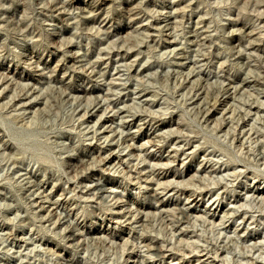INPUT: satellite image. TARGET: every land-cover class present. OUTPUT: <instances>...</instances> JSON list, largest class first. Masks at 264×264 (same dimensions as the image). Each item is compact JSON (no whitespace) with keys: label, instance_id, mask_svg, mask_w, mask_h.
Segmentation results:
<instances>
[{"label":"rangeland","instance_id":"1","mask_svg":"<svg viewBox=\"0 0 264 264\" xmlns=\"http://www.w3.org/2000/svg\"><path fill=\"white\" fill-rule=\"evenodd\" d=\"M155 21L157 28L148 30ZM240 28L264 45V0H0V77L7 76L0 78V264H125L132 249L149 258L146 264H201L198 257H179L184 250L200 255L225 243L229 249L221 256L227 262L211 264H237L245 255L264 264V239L262 250L249 252L253 241L241 249L236 237L244 216L248 231L264 238V207L251 192L264 191V162L258 161L261 154L255 157V140L264 142V84L258 82L264 48L238 46ZM196 31L206 41L191 43ZM239 49L250 65L238 57ZM117 52H129L132 62L120 67V78ZM215 99L220 102L214 105ZM117 100L127 123L133 116L152 119L142 129L160 128L155 134L161 148L147 144L136 158L125 147L129 141L117 142L120 134H133L136 145L146 139L135 125L116 126L119 117L107 121L113 114L107 105ZM205 101L213 106L207 115L200 111ZM104 122L116 132H103ZM92 147L121 160L104 166L88 157ZM150 155L175 161L153 166L143 160ZM157 178L172 184L163 190ZM199 183L205 187L197 188ZM180 186L192 191L189 198ZM39 187L45 192L39 194ZM43 195L46 208L63 204L55 215L35 207ZM114 196L132 210L156 204L155 196L168 207L187 209L188 234L174 231L169 213L150 215L144 226L124 219L115 224ZM221 207L235 210L238 219L215 217L211 225ZM105 227L121 238L85 235ZM139 237L161 246L165 258ZM170 253L175 256L168 258Z\"/></svg>","mask_w":264,"mask_h":264},{"label":"bare ground","instance_id":"2","mask_svg":"<svg viewBox=\"0 0 264 264\" xmlns=\"http://www.w3.org/2000/svg\"><path fill=\"white\" fill-rule=\"evenodd\" d=\"M108 1L109 0H104V3H107ZM131 11H132L131 12L132 14H135L134 10H131ZM59 13L63 14L62 11H59ZM164 18L165 19L166 18L169 19L168 16H165ZM156 23H158V22L155 21L154 24L152 26H148L147 29L150 30V31L155 30L157 28ZM195 23H198V22L196 21ZM199 23H200V21H199ZM232 25L236 26V25H238V23L234 22ZM241 30H239V31H241V34H242L241 37H240V42L243 41V43H238V46L240 45V47H243V49L245 51H256V50H258L260 48H264V45L261 46L260 44H257L255 39H253V38L251 39L250 38L251 37V33L250 32H245V30H243V29H241ZM233 34L234 33L232 31L231 32V39L233 38ZM202 36H203V33L199 34L198 31H196L195 34L190 39L191 43H194V45H196L199 40L200 41H206V38L202 37ZM259 41H262V39L259 40ZM245 43H246V45H245ZM237 53H238V57L243 56L244 58H246V62L244 63V65H247V66L250 65V62L248 60L249 57H246L245 54H243L240 49L238 50ZM116 55L119 57L118 61H116V63L118 64L117 65L116 74H118V76L120 78V77H122L124 75V74L121 73L122 69L120 67H122V66H132V62L131 63L128 62V60H129V58L131 56H130L129 52H126L125 54H123L122 52H117ZM0 78H2V80L4 81L7 78V76L3 75ZM258 82L261 83V84H264V77H263V80L262 79L258 80ZM125 89H127V87H123L121 89V91H123ZM229 90L230 89L227 88V90H225L224 94L228 93ZM125 95H130V93L129 94H125ZM22 101H23V99L20 100V102H22ZM118 101L119 100L111 101L107 105L108 109H110L109 112H113L112 118H108L107 121L113 123L114 117L115 116L119 117L121 123H120V125H116V126L121 127L122 130H124V127L129 129L131 127V125H135V129L137 131H139L138 137L144 135L146 137V139L141 144L136 145L135 144L136 143L135 142V137H134L133 134L131 135V137L130 136L127 137L128 135L121 137V134H120L119 139H118L117 142L120 141V143H121V141H123V142L127 143L129 141L130 143L126 144L125 147L130 148L129 154H134L136 156V158L140 157L139 150H140L141 147L149 144V146L151 148H156L157 147V139H156V137L158 135L155 134V132L158 131V129H160V128L157 129V127H156L151 133H148V132L145 133L144 129L148 125H150V123H148V122L152 121V119H146V117H142L141 118L140 116H137V117L133 116L132 119H131L132 123H130V122L127 123L124 118L129 117V115H126L125 111L119 109L118 103H117ZM218 102H220L219 99H215L214 105L216 103H218ZM208 103H209L208 101L203 102L202 107L200 108V111H201L202 114L204 113L205 115H207L208 112H210V110L213 108V106H211V108L210 107L207 108V104ZM22 106H24V105H22ZM203 106H206V108L203 107ZM233 111H234V109H231V112H233ZM90 115H93V114L91 113ZM101 117H102V115L100 116V118ZM103 120L105 121V119H103ZM217 121H218V123H217L216 127H219V128L222 127V123H220L221 121L220 120H217ZM136 122H139V123L135 124ZM105 123L106 122H104L103 125H102L104 127L103 132H106L105 130H107V129H108V132H110V133H115L116 132V126L112 128V126H111L112 124H109V125L105 126ZM164 125H165V122L162 121L161 123H158L157 126L163 127ZM223 126L225 127L226 125H223ZM142 127H144V129H142ZM176 130L178 131V128ZM148 131H150V130H148ZM117 134L115 136H117ZM227 134H230L229 127H228V131H227L226 135ZM103 137L109 138V135L107 134L106 136H103ZM231 137H232L233 141L235 139H237L234 134L233 135L231 134ZM112 140H114V137L111 139V141ZM255 143H258V145H257L258 148L256 149V151H259V153H257L255 155V157H258L259 154H261L260 158H258V161L262 160L264 162V142H261L259 140V138H257L255 140ZM241 145H243V144L241 143ZM161 147H157V148L159 149ZM91 150H92V152H91V154L88 157L89 158L92 157V159L99 158V160L103 162L104 166H106V165L111 166L113 164V167H115V165L117 164V159H118V162H120V160H121L120 157H114V155H112L113 154L112 152H109L105 156H102L100 151H97L96 148L92 147ZM137 153H139V154H137ZM150 156H151V159H149V157L146 156L143 160L144 161L147 160L148 162L152 163L153 166L158 165V164L159 165L160 164H168V162L175 161V160L167 159L166 163H161V157L157 158V157H155V155H150ZM85 157H87V155H83L82 158L76 159L74 161L84 159ZM115 162H116V164H114ZM74 163L76 165V162H74ZM193 176L195 177V175L193 174L191 178H194ZM144 177L147 178L146 176H144ZM155 181H156V185L157 186L163 185V190H166L169 187V185L172 184L171 182H166V183L161 182L158 178L155 179ZM110 182H112V181H110ZM219 183H220L219 180L213 182V184H215V185H218ZM192 185L196 186V184H193V183H192ZM185 186L184 187L180 186L181 188L178 190V192H181L182 194H185V195H187L188 193H191L192 191L191 190H187L185 188ZM203 187H205V186H201L200 183H199L197 188H201L202 189ZM43 188L44 187H39L38 188V190L42 189V192L39 193V194H42V193L45 192V190H43ZM52 189H53V186H52ZM92 189H93V191L96 190V188H92ZM106 192H108V191L105 190L104 193H106ZM251 192H252V196L255 199L258 200L257 203L258 204H263V207H264V191H262V189H260V188H256L255 190H251ZM107 194L111 195L110 193H107ZM93 196H95V195H93ZM190 196L191 195H187V198H189ZM39 198H40L39 201L35 200V203H36L35 207H37L40 212L46 211L47 214H49L51 212L52 215H55L56 214L55 210L61 208V205H63L59 201H54V202L49 204L48 208H46L44 206V203L48 202V201L45 200L43 202L42 199H47L48 195H43V197H39ZM114 198H116V196H114ZM118 200H119V197L116 198L115 202L111 206V208L113 210H115L114 213H113V217H112L113 220H115V224H117L119 222V220L124 219V221H128V222H131V223H136L139 226H144L150 215H152V217H154L156 215V213H159L160 215L169 213V215L173 218V220H171L169 223L172 226H175L174 231H176L178 229V231H180L181 237H183L185 234H188V232H186L188 230L187 225L190 224V217H191L192 213H189V211H187V209H183V208H180V207H177V206L168 207V205H170V204H168L169 203L168 201H166L165 203L163 201H159L156 198V196L154 197V200L157 202L156 204L148 203V204L141 205L139 203V205L135 206L133 210L131 209V206L123 207L124 205L119 204L117 202ZM217 207H218V205H217ZM151 209H153V210H151ZM234 211L235 210H233V209H229V210L225 211L221 207L219 212L215 211V212L212 213L211 225L214 226L216 224L215 221L213 220L215 217L216 218L219 217V221H223L226 218L227 222L230 221L231 218H232L233 221L235 219H238V217L236 215H233ZM220 212H221V214H220ZM200 217H202V215ZM56 218L58 220H61V218H59L57 216H56ZM194 220H196V219H194ZM248 220H249V218H245L244 216L240 218V224H243V227L241 228V230L243 229V231H241L242 232L241 234H236V237L238 238V240L241 241V249L246 248L245 244H246L247 241H253V244L250 245V247H249V252H251L252 250H254V252L262 250L263 245L260 242H262L264 238H261V240H258V238H260V234L259 233H257V232L252 233V232L248 231L249 230L248 227L245 226ZM251 223H254V221H252ZM129 229H130V233L133 232V231H136V230L132 229L131 227ZM133 234H135V233H133ZM85 235H88V237L90 239H94L96 241L102 240V237H105V238H107L109 240L115 239L116 236L117 237L119 236V238H121L120 237L121 236L120 232H116L115 228H113L111 230L108 227H105L103 229H100V228L92 229V228H90L89 230H87ZM196 238H197V240H200L201 235L197 234ZM140 239H141L140 243H145V246L147 248H149V249L155 250V252L159 254L160 258H162V259L165 258L166 255L164 254L163 249H162L161 246H158V244L152 243V240H148L147 242H145L147 240L146 237H139V240ZM183 240L186 241L187 245L188 244H192L194 247L199 248V246H197L195 243H189L188 242V238H185ZM205 241H207V240L205 239ZM230 241L233 242L234 239H230ZM228 249H229V246H227V243H225L220 249L216 248L215 246H212L209 249L205 247V248H203L201 250V252H203V253H201L200 255H190L191 252H188V251L184 250V251H182L183 252L182 253L183 256L179 257V260H181L182 258H185L184 257L185 255H188L187 258H189V259L194 258V257H198V258H196V261L197 262H201V264H211V261H215L217 259L219 260L218 262H220V261L227 262V259L223 260V257H225V256H221V255L223 253H225ZM262 253H264V251H262L260 254H262ZM174 254L175 253H170L167 257L168 258H173L175 256ZM148 259L149 258H146V257L140 255L138 252H135L132 249V250L126 252L125 264H129V263H132V264H146L147 262H150V261H148ZM257 261L258 260H256V258H254L253 256L245 255L244 257L240 258L239 262L237 261L235 263L241 264V262H245V264H256ZM71 263H76V261L74 262L73 260H71ZM228 263H232V262L228 261Z\"/></svg>","mask_w":264,"mask_h":264}]
</instances>
